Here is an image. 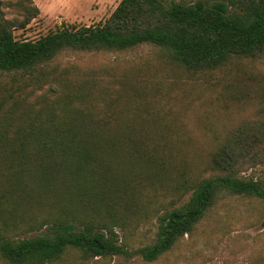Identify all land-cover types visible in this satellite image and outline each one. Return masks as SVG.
Wrapping results in <instances>:
<instances>
[{
  "label": "trees",
  "instance_id": "trees-1",
  "mask_svg": "<svg viewBox=\"0 0 264 264\" xmlns=\"http://www.w3.org/2000/svg\"><path fill=\"white\" fill-rule=\"evenodd\" d=\"M5 3L0 0V88L34 92L48 86L53 95L38 109L29 103L23 112L3 118L0 105V212L7 211L20 225L10 236V224L0 221L5 262L59 264L73 251L85 260L137 255L134 264H159L194 234L220 200L264 201V174H244L264 167V112L222 139L210 133L206 158L197 167L188 161L187 148L163 132L165 125L176 124L153 113L143 117L133 106L138 83L150 78L142 75L150 69L144 62L120 75L117 59L82 69L62 68L56 61L63 52L151 48L164 52L158 61L196 74L220 69L232 59L255 60L264 55V0H122L103 24L58 28L36 40L17 38L14 32L39 9L31 0L9 2L26 15L18 25L7 19ZM106 79L120 84L118 93L98 88ZM61 86L66 91L60 93ZM126 92L130 101L121 105ZM95 104L97 113L91 109ZM130 105L134 114L125 109ZM126 159L130 165L123 164ZM64 177L88 186L79 195L59 191L61 202L84 212L87 202L76 200L90 201L99 219H57L35 228L36 220L29 222L44 202L42 187ZM123 181L124 190L117 186ZM146 190L163 192L168 201L156 209L153 241L132 250L117 228L129 229ZM46 226V232L26 235L27 227L32 232ZM261 259L258 255L248 264H264Z\"/></svg>",
  "mask_w": 264,
  "mask_h": 264
},
{
  "label": "rangeland",
  "instance_id": "rangeland-1",
  "mask_svg": "<svg viewBox=\"0 0 264 264\" xmlns=\"http://www.w3.org/2000/svg\"><path fill=\"white\" fill-rule=\"evenodd\" d=\"M3 10L7 19L21 25L26 15L21 8L9 4L17 0H5ZM122 0H31V5L39 9V14L26 27H18L15 35L20 39L36 40L49 32L64 27H90L105 23L113 14ZM10 5V6H9ZM161 49L137 48L130 51H100V52H63L56 60L60 67L80 69L87 66L101 65L117 59L120 75L126 70H133L138 61L144 62L150 69L145 72L148 76L138 83V94L133 95V106L143 117L149 113L157 114L160 119H166L176 125H165L164 133L167 140L187 148V159L200 167L206 158L205 146L209 134L221 135L236 127L247 119H255L264 112V55L258 59H232L226 66L215 71L192 73L169 66L165 60L158 61ZM149 58V59H148ZM143 67V66H142ZM136 69V68H135ZM134 69V70H135ZM146 78V77H144ZM70 88V86H68ZM100 90L118 93L121 88L117 81L106 79L100 83ZM60 87V93L66 91ZM129 93V92H128ZM122 95V104L130 101L131 94ZM46 96L53 97L48 86L40 90L32 88L10 91L0 88V105L2 118L11 112H23L29 103L35 109L42 106ZM95 113L99 111L97 104ZM132 105L125 109L128 114H134ZM32 113V112H31ZM130 165V160L125 163ZM247 176L262 177L264 167L250 168L244 173ZM88 183L68 180L65 177L56 180L50 186H44V202L35 208L30 222L35 221V228L57 219H87L97 218L95 208L90 207V201L76 200L82 205L86 201L84 212L75 206L73 211L61 202L58 193L61 190L74 192L79 195ZM102 186H106L104 183ZM123 190L126 182L117 185ZM97 188H94L96 191ZM190 193L182 200L186 201ZM141 202L135 214L129 218V229L120 230L122 242L135 250L153 241L158 229V205L164 204L163 192L144 191L139 196ZM80 201V202H79ZM0 221L9 225V235L15 236L20 226L13 215L5 210L0 212ZM1 223V224H2ZM27 227V236L46 232ZM20 229V227H19ZM262 255L264 261V201L242 196L222 199L214 211L194 232L187 235L178 245L175 252L159 264H248L252 258ZM138 256L128 258L115 256L109 259L82 258L80 253L69 252L59 264H134ZM0 264H9L0 257Z\"/></svg>",
  "mask_w": 264,
  "mask_h": 264
}]
</instances>
